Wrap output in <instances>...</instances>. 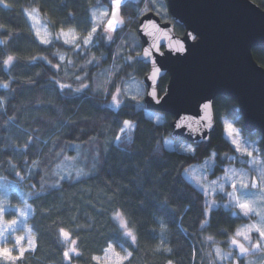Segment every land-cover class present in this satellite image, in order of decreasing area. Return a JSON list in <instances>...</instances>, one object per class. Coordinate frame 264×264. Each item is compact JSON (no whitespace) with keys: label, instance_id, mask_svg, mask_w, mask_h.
Listing matches in <instances>:
<instances>
[{"label":"trees","instance_id":"obj_1","mask_svg":"<svg viewBox=\"0 0 264 264\" xmlns=\"http://www.w3.org/2000/svg\"><path fill=\"white\" fill-rule=\"evenodd\" d=\"M251 1L264 9V0ZM162 2L165 3L164 0ZM4 3L9 7L0 4V37L7 41L0 46V84L9 83V88L0 87V151L7 153L0 160L14 159L20 164L18 170L26 179L20 181L19 177L7 170L6 163L0 164V176L6 177L8 182L19 181L22 186L21 192L15 191V185H10L13 191L9 196L17 202L27 199L32 204L34 214L31 213L28 217V224L29 227H34L36 240V250L26 252V258L17 264H61L62 244L57 238L58 227H64L71 233L72 238L77 240L78 250L83 253L82 258L74 264H95L91 257L101 256L109 240L123 242L108 219L114 208H121L128 215L137 236L138 245L130 264H168L169 260L173 261V264H210L207 253L213 250L211 242H206L204 238L211 234H215L220 247L228 251L227 236L218 229L224 228L234 232L236 227L246 221L227 215V209H213L212 227L201 234L199 221L202 219L200 211L204 207L203 194L185 177L182 178V170L194 163L203 162L204 153L210 152L213 147L219 150L220 155L226 152L235 155L234 152H229V144L225 142L222 121L227 119L236 128L242 129V117L237 111L236 102L231 99H214L212 110L215 127L210 135L211 146L205 148L206 142L201 143L197 153L198 160L175 154L178 141L170 134L173 118L169 114L146 108L143 111L130 109V114L140 122L143 133H138V138L134 139L132 144L117 145L116 142H111L100 170L90 174L84 178L83 183L74 187L67 181H62V191H52L51 194L45 192L35 203L33 197L23 195L31 190L33 184L37 186L36 190H39L43 173L35 169L37 174L28 176L22 160L31 159L37 148L46 152L52 147L54 135L59 136V140L53 152L58 151L59 146L72 141L73 143L65 148V152L68 156H76L74 145L80 144L86 148L84 141L89 135L99 134L100 147L103 148L105 137L118 133L116 118L113 115L115 110L105 105L103 97L93 96L92 93L79 97L66 95L54 83L59 80L75 85L74 75L82 72L74 70L68 60L72 59L77 66L83 64V52L78 57L74 51H69V46L64 45L62 41L47 48L41 45L23 11L37 10L47 20L51 32L58 31L60 26L82 31L89 27L86 23L87 10L94 7L97 0H4ZM99 3L106 5L107 0H99ZM139 6L140 4H127V7L121 9L125 26L122 31L114 34L115 43L109 46L101 42L88 53L94 54L98 59L101 53L104 54L99 64H92L84 69L90 76H97L105 70L114 71L123 64L122 59L115 63L112 59L122 40L125 41L124 55L131 51L134 59L136 58L132 45L136 43L141 49L136 34L137 22L142 15L137 11ZM148 11L154 12L155 8L150 6ZM155 14L159 16L158 12ZM166 14V20H170L168 13ZM160 19L165 21L161 17ZM174 32L181 35L183 28L175 24ZM57 51L65 56L59 72L43 60L31 62L33 57L46 56L52 63H60L59 57L53 56ZM7 55L13 56L16 66L5 72L2 61ZM252 56L264 68V47L252 49ZM147 71V66L137 64L134 67H124L112 79L119 82L121 79H127L131 73L140 81ZM167 80L166 76L159 80V94L163 92ZM137 96L143 103L144 95ZM157 116L162 118L160 122L156 120ZM69 120L75 123L69 124ZM157 123L160 124L159 128L152 132L151 129ZM103 124H110L111 130L101 132ZM243 134L246 140L257 139L255 135H249L250 133L243 131ZM30 136H39L41 142L47 140L48 144L36 145L26 157L14 156V153L20 150L15 148V145H22ZM165 139L171 141L173 147L165 146ZM9 144L13 147H8ZM72 163L73 161L64 162L67 165ZM80 163L83 166L84 161L81 160ZM243 166L247 168V165ZM216 171L221 172L219 167ZM46 179L52 183L57 177ZM159 221H166L163 229ZM77 228L79 231H74ZM124 247H128L127 243ZM167 249H171V252ZM116 250L119 251V248ZM125 264L129 262L126 261Z\"/></svg>","mask_w":264,"mask_h":264},{"label":"snow or ice","instance_id":"obj_2","mask_svg":"<svg viewBox=\"0 0 264 264\" xmlns=\"http://www.w3.org/2000/svg\"><path fill=\"white\" fill-rule=\"evenodd\" d=\"M142 2L145 3L143 11H148L150 6L157 11L165 8V5L163 3L158 4L157 0H142ZM0 4H3L4 7H9L8 4L4 3V0H0ZM122 7H127V0H123V2L122 0H107L106 5L99 3V0H97L96 5L87 10L88 20L86 23L89 27L82 31H77L76 28H68L66 31L64 26H60L54 35L48 33L47 36H42L38 29L34 31L35 38L39 40L41 45H45L46 48L62 41L64 45L69 46V51H74L78 57L83 52V64L77 66L75 61L72 59L68 60L74 70L82 72V74L74 75L75 85L63 83L59 80L54 81V83L66 95L79 97L92 93L93 96L103 97L105 105L115 110L113 115L116 118L118 134L114 133L111 137H105L103 148L100 147L99 134L89 135L88 139L84 141V144L87 145L86 148L80 144L74 145L76 156H68L65 152V148L67 145L72 144V141H68L66 145L59 146V150L53 152V148L57 147L59 140V136L54 135L52 147L48 148L46 152L37 148L31 159H23L22 163L28 176L37 174L34 172L35 169H39L43 173L39 190H36L37 186L33 184L30 191L23 193L25 197H33V203H35V200L41 199L45 192L51 194L52 191H62V181H67L73 187L78 183H83L84 178L101 169L102 164L105 162L108 145L111 142L114 141L117 145L122 143L132 144L134 139L138 138V133H143L140 122L135 119L134 115L130 114L129 110L143 111L149 102L145 100L144 103H141L137 95L129 94L127 86L135 80L131 73L128 74L127 79H121L119 82L114 81L112 77L121 72L124 67H134L137 64L146 66L153 56V52L148 48H144L141 55L140 46L133 43L132 50L135 51L136 57L134 59L131 51L128 55H124L123 44L125 41L122 40L121 45L117 47L112 55V59L114 63L122 59L123 64L116 67L114 71L105 70L104 73L97 76H90L87 71H84L89 65L99 64L100 60L103 59V53H101L99 59L94 54H88L94 47H98L101 42L109 46L116 42V35L114 34L122 31L124 27V21L120 19ZM23 11L29 19H33L28 9ZM35 11V9L32 10V12ZM192 38L195 39V37ZM6 43V40H0V44ZM53 56H58L60 63L54 64L46 56L33 57L31 62L35 63L38 60H43L59 72L65 56L59 51L53 53ZM155 63L156 61H153V64ZM2 64L5 72H8L10 67L16 66L11 55H7ZM156 72H159V68H154L153 74ZM65 74L67 75V70H65ZM148 79L150 80L151 77ZM0 87L8 89L9 83L0 84ZM144 87L145 89H151L150 92H147V95L152 100H155L156 104H159L160 99L156 91L158 85L153 81L152 83H145ZM203 107L204 109H211L212 104H204ZM233 115L235 114L233 113ZM124 116L128 118H123ZM156 120L160 122L162 118L157 116ZM200 120L203 123L197 121L199 125L197 131L204 129L213 130L212 116H202ZM237 122H239L238 117ZM68 123L72 124L75 121L69 120ZM181 123L175 124L174 127L181 129ZM159 126L160 124L157 123L151 131L156 132ZM109 130H111L110 124L101 125V132ZM224 134L227 137L225 142L229 144V152H234L235 155H231L228 152L220 155L219 150L213 147L210 152L204 153L205 159L203 163L185 167L182 170V178L191 177L205 197H208L211 192V198L206 199L205 205L200 211L202 219L199 221V229L201 234L212 227L213 209H227V215L236 216L246 221L241 226L236 227L234 232H229L224 228L218 229L219 232H224L227 236V252L220 247V242L216 240L215 234L204 238L206 242H211V247L214 248V252L209 251L207 253L210 264H222L223 261H228L229 264H264V129L249 134L255 135L257 139L246 140L243 138L242 129H238L233 123L225 121ZM174 138L178 141L175 145V154L183 155L190 160H198L197 153L201 147V142H185L183 130L176 132ZM201 141L206 142L204 144L205 148L211 146L210 137L202 136ZM41 143L46 145L48 141L44 140L41 142L39 136H30L22 145H15V148L20 150L15 152L14 156L26 157L30 149ZM163 143L167 147H173L172 142L169 140L165 139ZM8 147H13V145L9 144ZM6 154V151H0V158ZM81 160L84 161L83 166H81ZM65 161H73V163L67 165L64 164ZM3 163L7 164V170L19 177L20 181L26 179L21 174V171L18 170L20 164L15 162L14 159L0 160V164ZM237 163L247 165V168H237L235 166ZM217 167L222 172V176L209 180L206 173L215 175ZM57 169L60 171H57ZM46 177H57V179L49 183ZM0 181L3 182L0 184V261H3L4 264H17V262H22L26 258V252L30 253L36 250L35 229L34 227H27V232L24 236H16L13 239L12 233L17 231L16 225L19 221L17 219H7V217L18 215L25 220V225L27 226L26 217L29 213L34 214V210L27 199L21 201L23 207L20 208H14L8 203L9 195L13 191L10 185H15V191H23L19 181L8 182L7 178L3 176H0ZM25 208L28 211H25ZM108 219L123 242L109 240L107 247L102 250L103 257L93 255L91 261H94L95 264H125L127 261L130 264L133 252L136 251L138 240L128 215L121 208H114ZM159 223L163 229L166 221H159ZM74 231H79V228L74 229ZM57 238L62 244L61 264H74V262L82 258L83 253L78 250L77 240L73 239L71 233L65 230L64 227L57 228ZM161 239L163 240V231L161 232ZM10 241L12 242L11 248L3 246ZM125 243L128 245L127 248L124 247ZM117 248H119V251L116 250ZM167 251L171 252V249H167ZM251 255H256L259 259L255 261L248 259ZM193 258L195 259V256ZM168 264H173V261L169 260Z\"/></svg>","mask_w":264,"mask_h":264},{"label":"water","instance_id":"obj_3","mask_svg":"<svg viewBox=\"0 0 264 264\" xmlns=\"http://www.w3.org/2000/svg\"><path fill=\"white\" fill-rule=\"evenodd\" d=\"M141 2L127 0L132 5ZM165 4L170 20L162 21L148 11L137 22L140 54L144 48L153 52L144 85L168 79L161 94L156 88L159 104L147 95L151 89H145L143 103L149 102L145 108L169 114L171 136L183 130L189 143H203L201 137L212 134L214 128L197 131V121L203 123L200 118L209 115L215 127L212 108L203 106L216 97L236 102L245 133L264 129V68L252 56V49L264 47V9L251 0H165ZM120 19L124 21L121 12ZM175 24L183 28L181 35L175 34ZM154 68L159 72L153 74ZM177 123L181 129L174 127Z\"/></svg>","mask_w":264,"mask_h":264},{"label":"rangeland","instance_id":"obj_4","mask_svg":"<svg viewBox=\"0 0 264 264\" xmlns=\"http://www.w3.org/2000/svg\"><path fill=\"white\" fill-rule=\"evenodd\" d=\"M165 2V0H164ZM157 3H163L162 0H157ZM140 6H139V9H137L138 13L141 15V14H144L146 11H143L144 8H145V3L144 2H141L139 3ZM165 5V8L160 10V11H157L155 9L156 12H158L159 16L165 20V21H168L166 20L167 19V8H166V4L163 3ZM33 9H30L28 10L29 13L33 16V19H29L27 16V19H28V22L31 26V29L34 33L35 30H39L41 32V35L42 36H47L48 33H52L53 35L55 34V32H51L50 28H49V24L47 22V20L42 16L40 15V13L36 10L35 12H32ZM154 11V12H155ZM155 12V13H156ZM157 15V14H156ZM67 31V29H65ZM51 38V37H49ZM143 80V79H142ZM140 80H134L132 82H130L128 84V90H129V94L130 95H138V94H142L144 95V92H145V87H144V83L143 81ZM223 125H224V122L227 121L229 123H231L230 121H228L227 119H223ZM225 138L227 139L226 135L224 134ZM203 163V162H201ZM197 163H194L192 165H195ZM237 168L239 167H244L243 165H240L239 163H237L235 165ZM206 175L208 176V179L209 180H212V179H216L217 176H222V172H219V171H216L215 170V175L211 174V173H206ZM185 179L192 185L194 186L197 190H199L202 194L203 192L201 191V189L199 187L196 186V184L192 181L191 177H185ZM3 182L0 181V184H2ZM230 190V188H229ZM203 198H204V205H205V201L206 199H210L211 198V192L209 193V196L208 197H205V195L203 194ZM8 203H10L14 208H20V207H23V204L21 202H17V200H14L12 199L10 196H9V199H8ZM11 211V210H10ZM25 211H28L26 208H25ZM31 215V213H29L26 217V221H27V226L25 225V220L24 219H21L18 215L17 216H9L7 217V219H17L19 222L18 224L16 225V229L17 231L15 233H12V236H13V239L16 237V236H24L27 232V227H29V224H28V217ZM253 235H255V233H253ZM3 246H6V247H9L11 248L12 247V242H8L6 245H3ZM213 252H214V248H212ZM118 251V250H117ZM227 252V251H225ZM104 254L101 255V257H103ZM248 259H251L253 261L255 260H258L259 257L256 256V255H251L248 257ZM1 264H4L3 261H0ZM18 263V262H17ZM222 264H229L228 261H223Z\"/></svg>","mask_w":264,"mask_h":264},{"label":"flooded vegetation","instance_id":"obj_5","mask_svg":"<svg viewBox=\"0 0 264 264\" xmlns=\"http://www.w3.org/2000/svg\"><path fill=\"white\" fill-rule=\"evenodd\" d=\"M125 21V20H124Z\"/></svg>","mask_w":264,"mask_h":264}]
</instances>
